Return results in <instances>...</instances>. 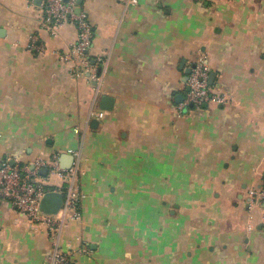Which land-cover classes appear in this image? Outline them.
I'll return each mask as SVG.
<instances>
[{"label": "crops", "instance_id": "obj_1", "mask_svg": "<svg viewBox=\"0 0 264 264\" xmlns=\"http://www.w3.org/2000/svg\"><path fill=\"white\" fill-rule=\"evenodd\" d=\"M136 2L83 0L95 81L59 60L74 25L52 33L38 0H0V158L79 160L81 220L61 234L73 264H264V207L248 204L264 184V0ZM199 52L229 104L178 115ZM52 249L0 200V264Z\"/></svg>", "mask_w": 264, "mask_h": 264}, {"label": "built area", "instance_id": "obj_2", "mask_svg": "<svg viewBox=\"0 0 264 264\" xmlns=\"http://www.w3.org/2000/svg\"><path fill=\"white\" fill-rule=\"evenodd\" d=\"M33 1L30 0V2ZM38 1L41 3L43 12L40 18L42 27L49 29L52 33L63 23H70L76 28L75 42L59 57L60 62L67 65L66 75L76 80L87 73L90 74L91 79L98 81L96 67L90 56L93 32L86 14L81 11L76 13L79 7L78 0ZM129 2L137 3L136 0H129ZM30 47L42 50V47L34 44V41ZM189 69L185 98L176 107L178 115L189 107L198 109L210 103L229 104L223 95L211 91L210 67L203 53L197 54ZM92 115L103 119L104 112L95 110ZM68 153L77 155L75 152ZM60 155V152H54L47 158H37L23 164H11L8 159L0 158V200L8 202L29 226L45 230L53 247L49 264H73L69 246L66 250L62 245L61 234L68 222H80L81 220L82 196L79 182L82 171L79 160L72 163L68 169H63L59 163ZM43 170H46V175H42ZM48 175L60 181V185L54 190L46 188L45 182ZM49 191L60 193L63 196L61 208L53 215H46L40 210V201ZM248 193L249 208L264 207V184L260 189H250ZM262 217L264 220V208Z\"/></svg>", "mask_w": 264, "mask_h": 264}, {"label": "water", "instance_id": "obj_3", "mask_svg": "<svg viewBox=\"0 0 264 264\" xmlns=\"http://www.w3.org/2000/svg\"><path fill=\"white\" fill-rule=\"evenodd\" d=\"M77 2H78L79 7L77 8L76 13H79L81 11L80 7L83 3V0H78ZM189 72H190V69H188L186 71L185 81L187 79V75L189 74ZM213 75L214 74L212 73L211 77H210V81L212 80ZM103 103L111 104L112 99L109 97H106V96L102 97L101 104L103 105ZM102 105L100 107L101 109L108 110L107 106L104 107ZM66 155L67 154H62L60 156V159H59L60 166L63 169H68L71 166V165H68L64 162L66 160V157H67ZM69 157H70L71 161H73L72 156H69ZM41 173H42V175H46L47 172H46V170H43V171H41ZM62 203H63V196L60 193L49 191L43 196V198L40 201V210L46 215H53V214H56L57 211L61 208Z\"/></svg>", "mask_w": 264, "mask_h": 264}]
</instances>
